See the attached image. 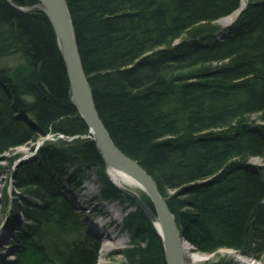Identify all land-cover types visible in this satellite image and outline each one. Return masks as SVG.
<instances>
[{
  "label": "trees",
  "instance_id": "16d2710c",
  "mask_svg": "<svg viewBox=\"0 0 264 264\" xmlns=\"http://www.w3.org/2000/svg\"><path fill=\"white\" fill-rule=\"evenodd\" d=\"M66 1L102 121L154 178L187 242L202 254L264 257V168L250 164L264 162V0ZM242 1L235 23L219 26ZM89 131L47 15L0 0V160L48 135L66 138L46 141L13 171L19 193L4 205L16 233L12 258L0 264L97 263L98 243L66 189L87 171L100 200L135 209L125 218L130 245L115 254L128 264H167L162 237L112 182ZM20 158L4 159L11 169Z\"/></svg>",
  "mask_w": 264,
  "mask_h": 264
},
{
  "label": "water",
  "instance_id": "95a60500",
  "mask_svg": "<svg viewBox=\"0 0 264 264\" xmlns=\"http://www.w3.org/2000/svg\"><path fill=\"white\" fill-rule=\"evenodd\" d=\"M7 1L21 12L26 13L38 9L47 15L54 27L58 46L66 64L72 103L88 125L89 133L93 136L98 151L106 164L107 173L109 167H118L139 183L150 198L155 213L146 205L138 193L114 184L120 190L131 195L154 224L163 239L167 264H188L186 249L190 248L191 245L185 239L184 232L178 226L175 215L168 206L167 200L162 196L156 181L138 162L120 150L97 111L79 52L73 19L67 1L38 0L39 4L32 8H23L10 0Z\"/></svg>",
  "mask_w": 264,
  "mask_h": 264
},
{
  "label": "rangeland",
  "instance_id": "374dc122",
  "mask_svg": "<svg viewBox=\"0 0 264 264\" xmlns=\"http://www.w3.org/2000/svg\"><path fill=\"white\" fill-rule=\"evenodd\" d=\"M244 2L246 5V1ZM239 15L232 16L231 21L228 24H226V18L228 17L219 20L217 24L223 29L229 28L235 23ZM253 120H257V116H254ZM40 141L41 139H39L37 142H28L22 146L16 147L15 149H13V151L5 153L3 158L0 160V260H9L12 258L9 251L13 247L8 248L7 243L9 242L10 236L16 233V230L7 228L9 223L8 220L10 217L8 216L9 212L6 213L4 205L6 194L12 200L17 198L18 195L16 194L19 193L15 189L13 184V171L17 170V165L19 163L28 160L32 156L36 155L38 150L37 145ZM15 155H20L21 158L15 161V164L10 169L9 161H6L4 158H12ZM250 162L255 166L264 167V162L259 158L251 159ZM76 183L79 185L81 183V185L77 189H66H68L67 194L69 198L74 201L75 206L78 208L79 212L83 215V217L86 219V222L88 223L85 230L91 232L93 230L94 235L97 236L95 232L96 230L94 228L95 225H99L101 227V224L99 222H101L102 220L105 221V219V222H111L113 224L110 226V229H108L109 231H103L102 229H100V233H108L113 237V240L109 239L108 241L112 244L109 245L112 250H110V247H108L107 251L103 253V264H128L126 259L122 255L115 254V252L123 251L130 245L131 238L129 234L125 232V218H127V215L133 212L135 209L133 207H130L129 204H122L121 202L101 200H98L96 202H88L89 194L91 195V192L93 194L99 193L97 178L94 172H85L84 179L81 180L79 176L76 179ZM130 189L138 194L144 192L140 185H136L134 188ZM24 202L25 200L22 196L20 198V204H24ZM22 216V213L19 212L18 219L23 222ZM102 217H104L105 219L103 218L101 220ZM118 218L119 220L116 221V219ZM95 239L96 243H98L99 246L96 263L98 264V261L100 260L101 250H104L107 240L105 239L104 234H102L100 237H95ZM190 249L193 251L195 258L194 260L188 259V264H216L218 262H221L222 264H264V257L260 259H254L246 256H241L233 250L221 249L214 254L208 255L195 252L192 246L190 247ZM244 261L246 262L244 263Z\"/></svg>",
  "mask_w": 264,
  "mask_h": 264
},
{
  "label": "bare ground",
  "instance_id": "6f19581e",
  "mask_svg": "<svg viewBox=\"0 0 264 264\" xmlns=\"http://www.w3.org/2000/svg\"><path fill=\"white\" fill-rule=\"evenodd\" d=\"M245 7V2L242 1L241 3V6L240 8L234 12L232 15L228 16V18H226L227 20V23L228 24L230 21H231V17L234 16V15H239V13L244 9ZM108 173H109V176H110V179L116 183L118 186L122 187V188H126V189H130V188H134L136 185H139V183L133 178L131 177L129 174H127L124 170L118 168V167H109L108 168ZM132 190V189H130ZM157 220H156V224H157ZM110 240H113V237L111 236H108ZM109 239H107V243L105 245V248L104 250H101V255H100V260L98 261V264H103L102 262V258H103V253L105 251H107L108 247L110 246H107V245H112L109 241ZM110 250L111 247H110ZM187 256H188V259L189 260H194V254H193V251L188 247L187 249ZM246 261H244L245 263ZM246 264V263H245Z\"/></svg>",
  "mask_w": 264,
  "mask_h": 264
}]
</instances>
